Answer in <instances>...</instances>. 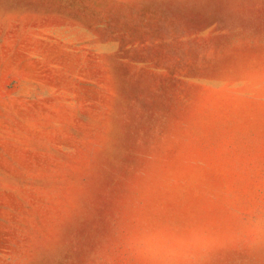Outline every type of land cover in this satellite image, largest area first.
Wrapping results in <instances>:
<instances>
[{
  "label": "rangeland",
  "instance_id": "obj_1",
  "mask_svg": "<svg viewBox=\"0 0 264 264\" xmlns=\"http://www.w3.org/2000/svg\"><path fill=\"white\" fill-rule=\"evenodd\" d=\"M249 66L264 0H0V264H139L141 218L259 208L264 104L219 98Z\"/></svg>",
  "mask_w": 264,
  "mask_h": 264
},
{
  "label": "clouds",
  "instance_id": "obj_2",
  "mask_svg": "<svg viewBox=\"0 0 264 264\" xmlns=\"http://www.w3.org/2000/svg\"><path fill=\"white\" fill-rule=\"evenodd\" d=\"M220 99L264 104V66H249L220 81ZM214 102V101H213ZM226 245L264 248V204L248 213H233V224L222 233L208 222L144 217L130 235L127 253L139 264H206Z\"/></svg>",
  "mask_w": 264,
  "mask_h": 264
}]
</instances>
